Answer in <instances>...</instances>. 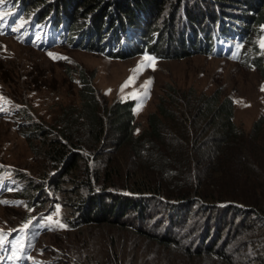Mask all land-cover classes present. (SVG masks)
<instances>
[{"label":"rangeland","instance_id":"374dc122","mask_svg":"<svg viewBox=\"0 0 264 264\" xmlns=\"http://www.w3.org/2000/svg\"><path fill=\"white\" fill-rule=\"evenodd\" d=\"M3 5L4 0H0V6ZM260 38L258 45L264 52V33ZM175 40L178 44V39ZM244 45L245 42L241 48ZM176 50H180L178 45ZM167 54L170 52L167 51ZM81 79L90 82L100 115L104 118L105 108L109 109L119 101H135L136 135L148 130L147 121L159 107L176 112L180 121L168 122V126H172L171 132H163L166 138H178L184 147L181 148L179 142L171 143L169 151L158 153L162 156L171 154L180 157L190 147V139L195 132L192 125L188 138L181 139L175 134L179 124H183L180 115L189 112V103L193 110L198 105V98L218 93L219 99H229L233 104L232 122L245 135L251 131L254 121L264 114V78L258 68L244 65L238 58L233 61L195 55L161 61L146 57L108 59L66 45L37 50L0 34V101L6 100L11 106L9 113L12 111L9 117H0V166L6 167L4 173L18 174L20 177L24 175L26 178L21 181L15 176L10 182L11 189L6 192L10 193L0 195V231L20 229L26 224L22 221L27 215L29 218L26 221L35 217L45 219L47 229L38 236L31 249V264H209L205 259L208 252L204 251L210 246L209 242H204L208 236L204 225L208 224L214 228L210 250L213 245L217 249L224 243V247L227 245L225 254L231 255L238 264H264V227L255 221L252 224L251 218L247 219L240 213L250 210L249 206L239 203L238 207L227 208L231 203L227 202L203 209L195 203L194 198L199 196L200 190L190 173L184 176L185 180H189L187 185H177L173 182H179L183 174L177 179H166V173H158L154 166L136 162L130 147L120 148L116 152V148L107 141L109 136L103 138L102 144L95 148L85 150L81 146L83 152H89L92 156L95 153L93 157L102 151L98 166L93 160L88 163L93 173H101L99 176L94 174L92 191L98 195L100 191L96 187L102 186L105 195H133L130 198L134 204L119 219L125 227L115 224L114 219L107 226L98 225L97 222L83 225L87 215L84 217L82 212L89 211L88 206H84L81 212L71 205L79 195L83 204H90L89 200L85 201L89 192L79 185V181L84 180L85 172L82 160H86L78 159L76 169L60 179V191L56 192L52 186L58 182L56 178L60 176V169L39 154L47 149L39 140L42 136L30 138L27 135L32 123L43 127L46 132L55 129L56 134L67 119H63V114L71 110L81 113ZM21 109L27 110L28 118L19 114ZM211 132L212 128H208L205 136L208 137ZM76 152L85 156L78 149ZM105 168L108 174H114L110 183H104ZM222 169L238 170V166L227 161ZM141 183H145V186L137 188V184ZM167 183L171 184V192L177 187L189 189L188 197L193 201H183L179 204L181 207L177 206L180 199L174 197L181 194L173 192L169 195ZM225 184L227 186L221 189L222 192L242 195L232 183ZM130 188L142 192L130 194L127 190ZM202 199L205 205L213 202L212 198ZM227 200L231 199L225 198ZM109 201L110 197H104L106 207H110ZM93 216L99 218V214H91L90 217ZM248 230L254 234L242 235ZM1 232L0 252L7 241ZM149 235L167 238L174 243L168 244L169 248H163V244L149 238ZM176 244L179 247H174ZM197 248H200L201 258L184 255L182 251H195ZM168 251H175L171 260L166 259ZM19 257L20 240L15 238L11 241L7 262L18 264Z\"/></svg>","mask_w":264,"mask_h":264},{"label":"trees","instance_id":"16d2710c","mask_svg":"<svg viewBox=\"0 0 264 264\" xmlns=\"http://www.w3.org/2000/svg\"><path fill=\"white\" fill-rule=\"evenodd\" d=\"M4 5L6 7L2 9V16L6 15L8 10L14 11L7 20L12 27L21 16H24L26 25L33 33L42 31L45 23L49 24L47 18L52 17L48 32H52L49 46L60 43L112 59H130L143 54L162 60L186 59L195 55L222 57L221 52L215 51V46L227 42L230 37L240 34L245 28L249 34L244 39L245 47L241 48V45V50H236L230 60L234 61L238 58L240 63L258 68L264 78V52L258 45V39L264 33V0H4ZM126 30L129 31L128 36L125 34ZM175 38L178 39V44ZM112 42L117 43L115 52V48L110 47ZM177 45L180 50H176ZM167 51L170 54H167ZM81 80L79 90L82 102L81 113L77 114L71 110L63 114V119H67L63 121V127H60L56 134H54L55 129L51 128L50 132H46L43 127L32 123L27 135L30 138L42 136V139H38L42 140L47 149H43L39 154L46 158L48 163L60 169L58 172L60 176H56L58 182L52 186L56 188V192L60 191V179L76 169L78 159L86 160L85 162L82 160L85 172L84 180L79 181V185L81 189L89 192L85 201L89 200L90 204H83L79 195L71 205L81 212L84 206H88L89 211L82 212L84 217L87 215L83 225L97 222L98 225L107 226L114 219L115 224L125 227L120 224L119 219L123 218L134 204L133 199L130 198L133 195H127L128 197L105 195L103 191L105 188L102 186L96 187L100 191L98 195H94L92 191L94 189L92 179L97 171L93 173L88 163L93 160L98 166L102 151L95 157H93L95 153L92 156L89 152L83 151L97 147L102 144L103 138L109 136L107 141L116 148V152L120 148L130 147L134 151L133 157L136 162H146L148 166H154L158 169V173H166V179H177L183 174L179 182L172 181L177 185L181 183L187 185L189 180L188 178L185 180L184 176L185 173H190L200 190L198 193L200 197L196 196L194 200L201 208H214L218 203L227 202H231L227 208L238 207L239 203L246 204L251 209L240 212L243 213L242 216L251 218V222L255 221L260 227H264V114L254 121L251 131L245 135L232 122L233 104L229 99H219L218 93L206 98H198V105L193 110L192 104L189 103V112L180 115L183 124H179L175 134L181 139L188 138L192 125L195 132L190 139V147L180 157L171 154L162 156L158 153L169 151L171 143L179 142L178 145L184 147L178 138L176 140L172 137L166 138L163 132V130L171 132L172 126L168 125L180 121L176 117V112L159 107L147 121L148 130L142 135H136L133 113L135 101H119L111 108H105L104 118L100 115L99 104L90 82ZM2 102L5 103L8 111L1 117L7 118L12 113V111L9 113L11 106L6 100ZM19 114L25 118L29 117L26 109H21ZM208 128H212V132L206 137ZM171 139L174 141L171 142ZM81 146L84 147L83 151ZM77 149L85 156L78 154ZM227 161L237 165L238 170L224 171L222 167ZM5 170L6 167L0 166V173ZM182 170L183 173H180ZM106 171L107 168L103 174L104 183H110L114 179V174H108ZM10 175L18 176L21 181L26 179L24 175L21 177L13 173ZM99 175L101 173L96 176ZM132 179L138 180L136 177ZM96 182H99L98 179ZM225 183H232L242 195L234 196L228 191L222 192L221 189L227 186ZM169 185L171 184H166L170 191L169 195L173 192L181 194L174 197L180 199L177 206L181 207L179 204L183 201H193L188 197L189 189L177 187L172 188L173 192H171ZM137 186V188L144 187L145 183ZM127 190L130 194L142 192L134 188ZM104 197L111 198L110 207L104 204ZM201 197L212 198V204L205 205ZM225 198L231 200L225 201ZM214 199L218 202L214 203ZM91 214H99L97 216L99 218L90 217ZM28 218L27 215L22 223L27 224L30 221H26ZM204 226L205 231L208 232L204 242H209L211 246L213 244L211 232L214 228L212 229L209 224ZM243 233L244 236L254 234L249 230ZM149 238L163 244L161 245L163 248H169L168 244L174 243L167 238L150 235ZM210 246L204 250L208 252L205 259L209 264H238L231 255L225 254L227 245L224 247V243L217 249H215L216 245H213L210 250ZM174 247L177 248L179 245L176 244ZM199 250L200 248L195 251L186 249L182 251L184 255L191 254L194 258H201ZM173 253L175 251H168L166 259L171 260Z\"/></svg>","mask_w":264,"mask_h":264},{"label":"snow or ice","instance_id":"6c2138e0","mask_svg":"<svg viewBox=\"0 0 264 264\" xmlns=\"http://www.w3.org/2000/svg\"><path fill=\"white\" fill-rule=\"evenodd\" d=\"M262 47H264V44H262ZM146 59H147V58H146ZM28 226H29L28 224H25V225H24L25 228H28Z\"/></svg>","mask_w":264,"mask_h":264},{"label":"clouds","instance_id":"9594fccd","mask_svg":"<svg viewBox=\"0 0 264 264\" xmlns=\"http://www.w3.org/2000/svg\"><path fill=\"white\" fill-rule=\"evenodd\" d=\"M125 195H128V194H125ZM41 235V234H40Z\"/></svg>","mask_w":264,"mask_h":264}]
</instances>
